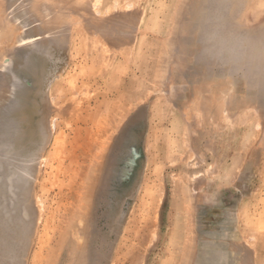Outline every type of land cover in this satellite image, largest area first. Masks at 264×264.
<instances>
[{"label": "rangeland", "instance_id": "obj_1", "mask_svg": "<svg viewBox=\"0 0 264 264\" xmlns=\"http://www.w3.org/2000/svg\"><path fill=\"white\" fill-rule=\"evenodd\" d=\"M0 264H264V0H0Z\"/></svg>", "mask_w": 264, "mask_h": 264}]
</instances>
